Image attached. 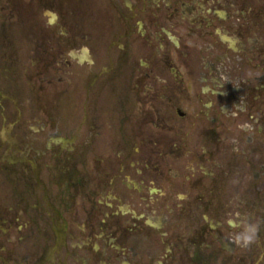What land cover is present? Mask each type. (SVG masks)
Returning <instances> with one entry per match:
<instances>
[{"label": "flooded vegetation", "instance_id": "af4514ba", "mask_svg": "<svg viewBox=\"0 0 264 264\" xmlns=\"http://www.w3.org/2000/svg\"><path fill=\"white\" fill-rule=\"evenodd\" d=\"M0 264H264V0H0Z\"/></svg>", "mask_w": 264, "mask_h": 264}, {"label": "clouds", "instance_id": "9594fccd", "mask_svg": "<svg viewBox=\"0 0 264 264\" xmlns=\"http://www.w3.org/2000/svg\"><path fill=\"white\" fill-rule=\"evenodd\" d=\"M242 231L235 236L238 243L246 244L252 239L251 227L242 219L241 220Z\"/></svg>", "mask_w": 264, "mask_h": 264}]
</instances>
